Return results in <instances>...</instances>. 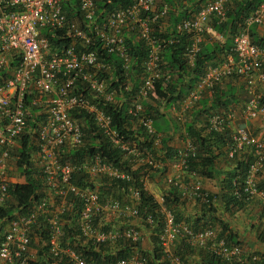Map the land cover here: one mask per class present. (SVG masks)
<instances>
[{
  "label": "built area",
  "instance_id": "1",
  "mask_svg": "<svg viewBox=\"0 0 264 264\" xmlns=\"http://www.w3.org/2000/svg\"><path fill=\"white\" fill-rule=\"evenodd\" d=\"M233 1H206L190 18L175 25L177 32L192 35V43L184 52L188 65H191L202 35L209 31L206 25L208 21L211 18L222 21ZM78 8L81 21H84L90 34L98 39L100 48L119 60L120 73L115 82L120 80V86L129 94L132 92L128 97L117 95L114 90L108 91L113 65L99 61L92 51L76 49L78 44L81 47L88 44V32L76 21L66 18L59 0H0V72L4 71V75L0 73V209L5 207L9 198V184L22 183L24 180L15 171L14 162L18 158L14 151L19 149L22 137L29 136L31 132L34 133L32 139L35 150L30 153L28 161L39 172L43 193L45 191L25 213H17L5 223L0 243V264H30L34 261L29 255V235L41 221L47 230V249L51 258H64L70 264H95L85 260L79 251L60 242L62 228L66 223L62 215L74 208L75 226L79 235L94 246L113 242L117 238L132 242L144 240L145 235L134 228L104 227L103 221L110 215L123 219L137 218L139 211L136 206L112 198L101 199L95 189L100 177L129 181V175L111 167L97 155L85 157L78 162L62 160V156L65 150L82 146L81 124L71 114L84 113L91 118L95 128L112 147L125 156L133 157L138 166L157 168V161L151 155L138 149L131 141L123 139L110 127V116L98 105L105 102L115 109L127 103L126 115L130 130L134 132L135 126H141L148 139L153 140L154 147L158 144V135L155 136L150 119L143 116L140 102L147 99L156 80L161 77L163 81L167 79L161 74L159 54L161 48L172 40L157 39L151 26L166 18L168 8L165 5L156 6L155 0H131L129 6L108 13L100 22L93 20V0H78ZM263 20L264 1L245 20V28L251 24L259 25ZM43 28L57 32L62 38H68L69 44L50 51L46 39L39 35ZM245 28L231 38L230 52L223 57L221 63L207 67L187 94L170 105V111H174L175 105H178L185 112L200 100L204 91L219 85L226 78L238 77L244 82L247 93L241 109L242 116L246 120L264 116L261 97L253 92L256 83L264 87V49L250 42ZM131 31H134L132 40L142 42L146 49L141 73L137 76L138 86L133 91L131 82L126 77L130 58L125 41L129 35H124ZM9 58L13 60L9 62ZM12 62L15 64L10 68ZM7 69L11 73L5 77ZM28 94L32 96L30 105L39 107L43 116L35 122L32 131L27 125L28 106L24 102ZM176 116L177 121H182L181 115ZM229 120L228 113H213L207 120V130L220 132L227 127ZM182 144L175 151L169 166L176 172L169 182L180 191L185 189L181 172L186 173L187 160L195 154V147L189 139L183 140ZM241 148L251 150L254 161L239 189L249 198L256 194L263 197L256 191L253 177L264 160V140L251 136L245 128H237L229 135L226 157L231 158ZM13 173L17 174L18 182L10 181ZM75 174L83 176L84 186L74 183ZM127 192L131 200L138 201L136 190L128 188ZM188 193L205 202L207 194L200 190L197 182L190 185ZM233 195L239 194L234 190ZM153 201L159 207L162 218V226L157 235L158 245L168 264H185L172 249V244L177 240L189 247L206 248L224 261L242 257L240 246L227 244L213 228L193 233L185 225L175 222L173 214L162 207L161 198H153ZM262 219L264 220V214ZM144 222L148 226L153 224L149 218H145ZM112 264L146 263L133 256ZM246 264H260V258L254 254L249 255Z\"/></svg>",
  "mask_w": 264,
  "mask_h": 264
},
{
  "label": "trees",
  "instance_id": "2",
  "mask_svg": "<svg viewBox=\"0 0 264 264\" xmlns=\"http://www.w3.org/2000/svg\"><path fill=\"white\" fill-rule=\"evenodd\" d=\"M61 11L67 19L76 21L80 27L88 32L89 42L85 47H76L77 50L92 51L96 54L97 59L101 62L113 65L114 70L112 79L108 82V88L114 90L117 95L128 97V92L125 91L122 82L118 80L115 82L116 76L120 73L119 60L113 54H106L101 48L98 39L90 34L88 28L84 26V21H81L80 11L78 8V0H59ZM183 0H159L158 6H167V16L162 20H158L151 26L152 33L157 36V39L172 40L171 43L164 45L160 51L161 74L167 77L165 81L161 79L156 80L153 89L148 94L147 99L141 100L143 116L151 121V128L155 136L161 134L159 138L158 148L153 145V140L148 139L141 126H135L136 129L130 130V122L126 115V108L128 104H122L117 108H113L111 104L100 103L99 108L103 109L107 115L110 116V127L115 130L123 139L131 141L138 149L147 152L151 157L159 163L163 160L173 159L175 150L169 145L170 138L166 135V130L159 129L160 126L156 125L157 120L169 121L165 113L160 108L165 109L179 98L187 94L193 87L195 82L201 77L207 67L215 66L221 63L223 57L230 52L231 38L244 30L245 20L254 12L256 8L264 0H234L227 8L225 18L222 21L211 18L209 28L222 38L220 46H215L213 42H200L197 45V51L191 65L186 62L184 52L189 48L192 43V35L186 33H179L175 30V25L183 20L190 18L199 7L209 0H187L188 5L184 7L180 2ZM131 4V0H93V20L100 22L105 15L118 9L126 8ZM164 22V23H163ZM248 36L254 45L258 48L264 49V36L258 37L255 33V25L247 28ZM39 35L46 39L50 51L59 50L66 47L70 40L68 38L60 37L57 32L43 28L39 31ZM124 35H129L125 41L127 43L129 54V68L126 73L127 80L131 82L132 90L138 86L137 76L141 73V66L145 58L146 49L142 42L133 41L134 31L125 32ZM9 58V62H11ZM15 63H10V68ZM4 75V71L0 72ZM11 71H5V77L9 76ZM228 79L237 83L238 77H230L223 80L222 84ZM242 80V79H241ZM124 82V80H123ZM221 84V85H222ZM238 84V83H237ZM126 86V85H125ZM241 86H239L240 89ZM238 89V90H239ZM132 92H130L131 94ZM239 93V91L237 92ZM129 94V95H130ZM236 91L231 90L230 87L215 85L202 93V99L197 104L199 112L195 111L196 117L203 114V127L197 128L195 119L191 118L188 122L182 123V139H189L195 147V154L187 160V168L185 170L187 175L201 177L204 179H213L216 173L213 171L214 162L216 157L223 154L221 149L225 148L227 151L229 145V132L227 128H223L220 132H213L207 130V120L211 113L215 110L227 106L226 100L235 97ZM32 96H26L24 102L28 106L27 125L32 131L35 128V122L43 118L40 114V108L30 105ZM207 98V99H206ZM190 111V113H191ZM189 113V115H191ZM194 114V115H195ZM71 117L77 119L81 124L82 140L81 147L72 150H65L62 160L70 162H78L85 157L97 155L113 168H118L126 172L130 180H114L105 177L98 178L95 189L101 199L112 198L117 201H123L128 195V188L137 191L138 201L136 207L139 211L138 218L133 219V223H141L146 226L147 243L150 249L145 250L142 248L140 242H132L126 239L117 238L113 242L101 243L97 246L92 245L89 241H84L79 235L75 226V213L76 208L70 212L62 215V219L66 221L62 228V236L60 242L62 245L70 246L76 251H79L82 257L95 264H112L121 260H128L136 256L146 264H168L164 260L158 245L157 235L162 226V218L159 214V207L153 201V198L146 192L143 187V180L150 178L149 171L151 170L145 165H136L133 157L125 156V154L107 142L101 133L95 128L91 118L84 113L71 114ZM166 119V120H165ZM170 122V121H169ZM163 123V122H161ZM167 123V122H166ZM170 128V127H169ZM34 133L31 132L29 136H24L20 140L19 149L14 151V155L18 158L14 162L15 171L18 175L23 176L22 183H10L8 186V196L13 201L14 206L7 204L3 209H0V243L3 239V230L5 223L13 218L17 213H25L26 210L32 205L33 202L38 201L43 193V186L39 178V172L36 171L34 164L28 161L29 155L35 150L33 146ZM244 149L236 151L230 158L234 166L225 172L221 180L219 199L226 207L230 209H242L248 202L249 196L242 193L239 189L244 182L247 175L249 166L253 163L254 157L251 150L246 149L243 157L241 158L240 152ZM216 153V154H214ZM144 155V154H143ZM226 156V153L224 154ZM240 158H239V157ZM147 167V168H146ZM261 167H264V160ZM156 170L154 169V172ZM74 183L77 186H84L85 181L82 175H73ZM94 187L93 185H90ZM255 189L260 192L264 197V190H260L259 186L255 184ZM238 192V196L233 195V191ZM207 194V193H206ZM217 195L207 194L205 202H201V214L198 216L181 217L180 207L184 201L177 192L175 187L169 185L161 193L162 207L173 214L174 220L177 223H182L188 230L195 233L206 228H212L215 225L218 228V236L223 238L227 244L239 245L236 234L231 231L226 224L220 222L215 218V208L213 206L214 199ZM261 217V216H260ZM145 218L152 220L153 224L148 226L145 224ZM120 220V219H116ZM39 221V220H38ZM41 221L38 227H34L29 235V255L33 258L30 264H70L66 259L59 258L53 259L48 254L47 244V230ZM112 224H107L105 228H109ZM118 228L122 229L123 224H117ZM124 226V227H123ZM149 229V230H148ZM264 243V234L258 238ZM181 241V240H180ZM183 243V242H182ZM179 244V241H178ZM193 254L196 253L199 260L198 264H246L248 256H242L239 259L224 261L220 257L212 255L206 248L191 249L187 245H180L177 248V254ZM260 256V264H264V257ZM182 258V256L180 255ZM183 259V258H182Z\"/></svg>",
  "mask_w": 264,
  "mask_h": 264
},
{
  "label": "crops",
  "instance_id": "3",
  "mask_svg": "<svg viewBox=\"0 0 264 264\" xmlns=\"http://www.w3.org/2000/svg\"><path fill=\"white\" fill-rule=\"evenodd\" d=\"M182 5L187 6V0H183L180 2ZM209 28V27H208ZM255 33L258 37L264 36V20L261 24L255 25ZM213 42L214 45L220 46V43L223 41L221 37H219L216 33L211 31L209 29L208 33L202 36V42ZM263 72H264V64L262 66ZM257 84V83H256ZM255 84V85H256ZM226 85L227 87H230L231 90L236 91L235 97L232 99L226 100L227 106L225 109L219 108L215 110L213 113H228L230 114V120L227 123V131L230 133L234 132L237 128H245L247 132L258 139L264 140V116L258 117L256 119H249L246 120L242 114L241 109L243 107V104L245 101L241 100L237 96V92L239 89V84L235 83V81L228 79L224 82V84L220 85L224 87ZM219 86V85H218ZM264 96V95H262ZM203 97L201 96L200 100ZM207 99V98H206ZM199 100V101H200ZM261 104L264 106V98L260 100ZM177 103V102H175ZM199 103V102H198ZM197 103V104H198ZM197 104L193 105L191 108L196 110V112H199V109ZM181 106V105H180ZM191 111L190 108L186 109L185 112H183L178 105H175L174 111H170L168 107L163 110L165 113V116L170 121L169 126L170 128L167 129L166 135L170 138V146L175 149L177 147V138L181 141V133H182V123L188 122L191 118L195 119L196 127L202 128L203 125V119H205V116L203 114H199L200 116L196 117V112ZM191 111V113H190ZM189 113L191 115H189ZM177 114L181 115L182 121L180 125H176V116ZM195 114V115H194ZM176 117V118H175ZM161 136V134H159ZM174 145V146H173ZM226 153L225 148L221 149ZM246 149L242 150L240 154L241 158L243 157ZM216 154V153H214ZM219 155L216 157V160L214 162L213 171L216 173L215 177L213 179H204L201 177L196 176H190L187 175L184 172H181V180L182 185L185 186L184 191L177 190L181 198L183 199L184 203L180 207L181 211V217H188V216H198L201 214V202L198 198L192 196V194L189 195V188L190 185L193 182H197L199 184V188L202 192L207 193L209 195H217L220 191L221 187V180L224 177L225 172H227L231 166H234L233 162L230 160V158H227L225 155ZM239 157V156H238ZM240 158V157H239ZM162 166L167 168L168 172L171 175V178L173 175L176 174L175 170H172L170 166V160H164L162 162ZM156 177V176H155ZM157 186L162 187V190H165L168 188V183L170 179L164 177L157 179ZM254 182L259 186L260 190H264V167H260L258 171L256 172L255 177H253ZM167 187V188H166ZM219 195H217L216 199H214L213 206L215 208V218L219 220L220 222L226 224L228 228L231 229L232 232L236 234L237 240L239 241V246L242 250V256H249V255H256L258 258H260L259 255H262L264 257V243L260 241L262 237V233L264 234V220L262 219V216L264 214V197H260V195L256 194L252 196L248 202L243 206L242 209H228L223 202L218 198ZM126 200L120 201L125 202ZM261 216V217H260ZM112 217V216H108ZM134 222V221H133ZM182 224V223H181ZM137 225V224H135ZM113 226V225H112ZM214 230L218 232V228L215 225L212 227ZM141 230L140 232L143 233L145 236L144 243L141 242V246L145 250H149V244L147 243V235H149L148 231L146 229L139 228ZM149 230V229H148ZM179 241V244H178ZM185 245L182 243V241L177 240L172 244L173 251H176L177 248L180 245ZM189 247V246H188ZM191 249H201L203 247L199 246H192L189 247ZM204 249V248H203ZM185 262V264H198V256L196 253L193 254H180Z\"/></svg>",
  "mask_w": 264,
  "mask_h": 264
},
{
  "label": "rangeland",
  "instance_id": "4",
  "mask_svg": "<svg viewBox=\"0 0 264 264\" xmlns=\"http://www.w3.org/2000/svg\"><path fill=\"white\" fill-rule=\"evenodd\" d=\"M155 5L156 6L159 5V0H155ZM209 22H210V20L206 24L207 27L210 26L209 25ZM222 82L223 81H221L220 85L222 84ZM237 83L239 84V86H241L240 89L238 90L239 93L237 94V96L241 100L245 101L246 98H247V93L245 91L244 82L241 79H238L237 80ZM253 92H254L255 95H260L261 98H264V96H262V95H264V87H261L259 84L254 85ZM161 122H163V123H161ZM166 122L165 121L157 120V123L158 124H156V125L160 126L159 129H161L163 131V130H166L167 128L170 127L169 126V121L166 120ZM175 122H176V125H180V122L181 121L175 120ZM182 142L183 141H180L179 138H177V147H176L177 149L178 148H181V146L183 145ZM170 144H173V143H170V141H169V145ZM157 146H159V145H157ZM157 164H158L157 165V168L155 169L156 171L154 172V170H150L149 171V174H150L151 177L150 178H146L145 181H144V189L146 190V192L152 198H160L161 193L164 191V190L161 189L162 187H158L157 186V182H155V181H158L157 179L166 177V178H168V179L171 180V175L168 172L167 168H165L164 166H162L161 165L162 163L161 162L159 163V161H157ZM10 181L11 182H18L19 181L18 178H17V174L16 173H13V176H12V178H11ZM20 181H21V179H20ZM167 183H168V186H169L170 183L169 182H167ZM123 199L126 200L123 203H126L128 205H133V206H136L137 205V201L136 200H131L128 195L125 198H123ZM6 204L8 206H14V203H13V201L10 198H8ZM116 219H120V220H116ZM133 219H135V218L134 217H126L125 219H123L120 216H117V217H107L106 218V222H109V224H112L114 226V228H118L117 227L118 226L117 224H119V225L120 224H123L125 227L134 228V229H136L138 231H139V228H142V229H145L146 228V226L145 225H142L141 223H137V225H135V223H133V221H132ZM4 227H5V225H4ZM144 241H145V239L143 240V243H144Z\"/></svg>",
  "mask_w": 264,
  "mask_h": 264
},
{
  "label": "clouds",
  "instance_id": "5",
  "mask_svg": "<svg viewBox=\"0 0 264 264\" xmlns=\"http://www.w3.org/2000/svg\"><path fill=\"white\" fill-rule=\"evenodd\" d=\"M209 1H210V0H209ZM251 25H256V24H251ZM251 25H250V26H251ZM248 27H249V26H248ZM209 29H210V28H209ZM207 33H208V32H206L205 34H207ZM247 33H248V32H247ZM205 34H203L202 36H204ZM201 42H202V38H201ZM250 42H251V41H250ZM252 44H253V43H252ZM201 96H202V94H201ZM261 100H262V98H261ZM198 102H199V101H198ZM198 102H197V103H198ZM197 103H196V104H197ZM126 104H127V103H126ZM194 105H195V104H194ZM127 106H128V105H127ZM169 107H170V106H169ZM169 107H168V108H169ZM160 110L163 111V110H165V109L160 108ZM211 114H213V113H211ZM180 123H181V122H180ZM181 135H182V133H181ZM159 138H161V137L158 135V140H159ZM183 140H185V139H182V136H181V141H183ZM158 142H159V141H158ZM157 145H158V144H157ZM157 145L155 146L156 149L158 148ZM174 150L176 151L177 148H175ZM173 157H174V156H173ZM164 160H165V159H164ZM164 160H163V162H164ZM168 160H172V159H168ZM161 165H162V164H161ZM155 169H156V168H155ZM151 170H154V169H151ZM144 181H145V179L143 180V182H144ZM169 183H170V182H169ZM255 184H256V183H255ZM170 185H171V184H170ZM143 187H144V184H143ZM172 187H173V185H172ZM160 198H161V197H160ZM250 198H251V197H250ZM250 198H249V199H250ZM110 216H112V215H110ZM112 217H114V216H112ZM106 218H107V217H106ZM106 218L104 219L105 222L103 221L105 226H106L107 224H109V222H106ZM134 218H135V217H134ZM137 218H138V217H137ZM110 228H114V226L111 225V226L109 227V229H110ZM119 229H120V228H119ZM145 229H146V228H145ZM139 231H140V230H139ZM144 239H145V238H144ZM140 243H141V242H140Z\"/></svg>",
  "mask_w": 264,
  "mask_h": 264
}]
</instances>
